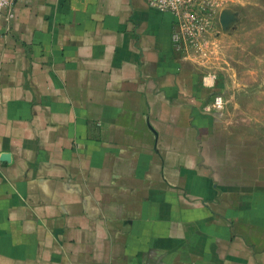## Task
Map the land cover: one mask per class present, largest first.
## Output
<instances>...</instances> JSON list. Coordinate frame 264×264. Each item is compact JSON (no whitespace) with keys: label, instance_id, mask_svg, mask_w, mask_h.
<instances>
[{"label":"crops","instance_id":"obj_1","mask_svg":"<svg viewBox=\"0 0 264 264\" xmlns=\"http://www.w3.org/2000/svg\"><path fill=\"white\" fill-rule=\"evenodd\" d=\"M11 8L0 264H264L255 140L216 117L217 75L174 50L173 16L147 0Z\"/></svg>","mask_w":264,"mask_h":264},{"label":"rangeland","instance_id":"obj_2","mask_svg":"<svg viewBox=\"0 0 264 264\" xmlns=\"http://www.w3.org/2000/svg\"><path fill=\"white\" fill-rule=\"evenodd\" d=\"M193 1L201 23L184 31L179 54L217 75L223 105L214 108L216 117L255 140L264 166V0Z\"/></svg>","mask_w":264,"mask_h":264},{"label":"built area","instance_id":"obj_3","mask_svg":"<svg viewBox=\"0 0 264 264\" xmlns=\"http://www.w3.org/2000/svg\"><path fill=\"white\" fill-rule=\"evenodd\" d=\"M149 5L162 12L169 13L174 18L171 42L175 51L179 52L183 49L184 31L197 28L201 22L198 17L191 11V5L195 3L193 0H147ZM12 0H0V18H4L8 27L14 17L12 8ZM201 21V20H200ZM188 22V23H187ZM215 75H207L203 77L202 83L205 86H212ZM223 105V98L216 95L213 98L214 108H220Z\"/></svg>","mask_w":264,"mask_h":264}]
</instances>
